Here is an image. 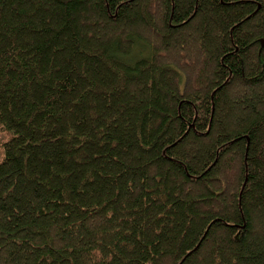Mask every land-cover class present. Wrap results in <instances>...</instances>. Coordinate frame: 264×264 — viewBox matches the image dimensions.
<instances>
[{
	"label": "trees",
	"instance_id": "1",
	"mask_svg": "<svg viewBox=\"0 0 264 264\" xmlns=\"http://www.w3.org/2000/svg\"><path fill=\"white\" fill-rule=\"evenodd\" d=\"M0 264H264V0H0Z\"/></svg>",
	"mask_w": 264,
	"mask_h": 264
}]
</instances>
